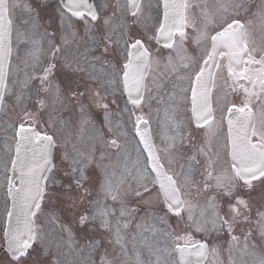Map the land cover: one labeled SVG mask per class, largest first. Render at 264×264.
<instances>
[{
    "label": "snow or ice",
    "instance_id": "6c2138e0",
    "mask_svg": "<svg viewBox=\"0 0 264 264\" xmlns=\"http://www.w3.org/2000/svg\"><path fill=\"white\" fill-rule=\"evenodd\" d=\"M0 264H264V0H0Z\"/></svg>",
    "mask_w": 264,
    "mask_h": 264
}]
</instances>
